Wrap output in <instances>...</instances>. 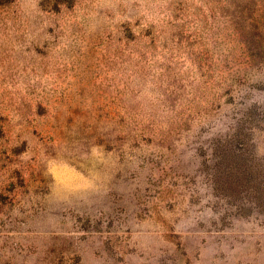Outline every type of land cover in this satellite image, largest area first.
I'll return each mask as SVG.
<instances>
[{
    "label": "rangeland",
    "instance_id": "374dc122",
    "mask_svg": "<svg viewBox=\"0 0 264 264\" xmlns=\"http://www.w3.org/2000/svg\"><path fill=\"white\" fill-rule=\"evenodd\" d=\"M223 2L0 0V264H264V18L228 64Z\"/></svg>",
    "mask_w": 264,
    "mask_h": 264
},
{
    "label": "trees",
    "instance_id": "16d2710c",
    "mask_svg": "<svg viewBox=\"0 0 264 264\" xmlns=\"http://www.w3.org/2000/svg\"><path fill=\"white\" fill-rule=\"evenodd\" d=\"M260 4L264 5V0H224L220 4L221 7L217 10V14L237 28L236 33L231 34L235 47L231 49V57L226 58L228 64L236 60L237 65H242V67L248 65L249 67L259 64V57H263L259 56V23L264 18V10L260 9ZM247 14L250 23L241 27L243 20H248L245 16ZM260 62L263 61L260 60ZM232 76L234 80L242 79L244 69L238 70Z\"/></svg>",
    "mask_w": 264,
    "mask_h": 264
}]
</instances>
